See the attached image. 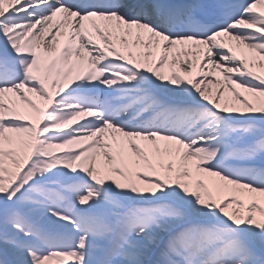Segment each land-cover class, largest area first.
Returning a JSON list of instances; mask_svg holds the SVG:
<instances>
[{"label": "snow or ice", "instance_id": "1", "mask_svg": "<svg viewBox=\"0 0 264 264\" xmlns=\"http://www.w3.org/2000/svg\"><path fill=\"white\" fill-rule=\"evenodd\" d=\"M0 264H264V0H0Z\"/></svg>", "mask_w": 264, "mask_h": 264}]
</instances>
